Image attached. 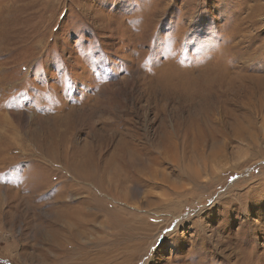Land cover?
I'll return each instance as SVG.
<instances>
[{
	"label": "rangeland",
	"instance_id": "1",
	"mask_svg": "<svg viewBox=\"0 0 264 264\" xmlns=\"http://www.w3.org/2000/svg\"><path fill=\"white\" fill-rule=\"evenodd\" d=\"M0 264H264V0H0Z\"/></svg>",
	"mask_w": 264,
	"mask_h": 264
},
{
	"label": "bare ground",
	"instance_id": "2",
	"mask_svg": "<svg viewBox=\"0 0 264 264\" xmlns=\"http://www.w3.org/2000/svg\"><path fill=\"white\" fill-rule=\"evenodd\" d=\"M261 1V0H260Z\"/></svg>",
	"mask_w": 264,
	"mask_h": 264
}]
</instances>
